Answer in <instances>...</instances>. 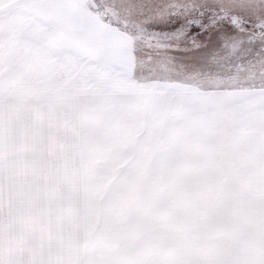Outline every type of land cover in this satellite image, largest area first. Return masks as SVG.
Here are the masks:
<instances>
[{
    "label": "snow or ice",
    "instance_id": "6c2138e0",
    "mask_svg": "<svg viewBox=\"0 0 264 264\" xmlns=\"http://www.w3.org/2000/svg\"><path fill=\"white\" fill-rule=\"evenodd\" d=\"M0 264H264V0H0Z\"/></svg>",
    "mask_w": 264,
    "mask_h": 264
}]
</instances>
